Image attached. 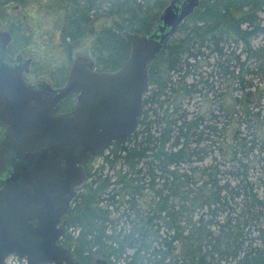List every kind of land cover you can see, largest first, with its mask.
Listing matches in <instances>:
<instances>
[{"label":"trees","instance_id":"obj_1","mask_svg":"<svg viewBox=\"0 0 264 264\" xmlns=\"http://www.w3.org/2000/svg\"><path fill=\"white\" fill-rule=\"evenodd\" d=\"M37 1L58 18L64 48L99 72L127 59L121 33L147 34L168 3ZM262 11L264 0H199L149 63L136 130L84 170L67 214L80 261L264 264V180L248 178L264 145V50L250 44ZM194 96L201 105L189 111ZM215 149L227 161L205 165Z\"/></svg>","mask_w":264,"mask_h":264},{"label":"water","instance_id":"obj_2","mask_svg":"<svg viewBox=\"0 0 264 264\" xmlns=\"http://www.w3.org/2000/svg\"><path fill=\"white\" fill-rule=\"evenodd\" d=\"M198 5L168 0L147 34L121 33L129 55L116 70L96 72L91 61L77 57L65 86L51 97L22 84L18 72L9 77L0 107V124L7 126L0 139V264L9 256L26 264H74L56 240L65 231L59 220L73 190L84 181L81 166L133 134L149 63ZM7 39L0 34V71L14 68L5 66L12 64L4 56ZM73 92L80 94L76 109L52 117Z\"/></svg>","mask_w":264,"mask_h":264},{"label":"flooded vegetation","instance_id":"obj_3","mask_svg":"<svg viewBox=\"0 0 264 264\" xmlns=\"http://www.w3.org/2000/svg\"><path fill=\"white\" fill-rule=\"evenodd\" d=\"M41 12H44V7L37 0H0V34H6L8 37L4 45V56L12 63L5 66L8 68L14 67L13 69L0 71L1 76H6V78L0 79V107H5L2 102V91L9 90V87H5V84L13 82L9 77L15 72L19 73L22 84L32 88L39 96L45 98L46 96H53L56 91L65 86L71 66L77 57H83L92 62L88 54L83 55L77 50L64 48L61 34L47 33L45 29L41 30L39 26ZM29 20H35L38 25L34 23L35 21H32L33 27ZM92 70L96 71L93 62ZM79 96V92H73L66 96L57 104L51 112V116L61 117L72 113L76 109ZM6 130L7 126L0 124V139ZM114 144L121 145L111 143L102 155L89 157L87 162L81 166L83 174L88 166L93 165L95 159L106 155L108 149ZM83 184L84 181L80 186L74 188L73 197L68 204V208L59 220V226L62 222L66 226L64 233L56 240V245L70 252L74 264H106L104 260L87 253L83 255L85 261H80L72 251V242L69 239L75 238L77 233H73V230L69 227L67 214L72 209L75 197ZM3 264H26V262L23 259L9 256ZM60 264L66 263L61 261Z\"/></svg>","mask_w":264,"mask_h":264},{"label":"rangeland","instance_id":"obj_4","mask_svg":"<svg viewBox=\"0 0 264 264\" xmlns=\"http://www.w3.org/2000/svg\"><path fill=\"white\" fill-rule=\"evenodd\" d=\"M258 17L261 19V25H264V12H259L258 13ZM58 18H56L54 15H47L44 12H41V16L39 18V22H40V27L41 30L45 29V31L47 33H52L54 32L55 28L58 26ZM33 20H29L30 24L34 27ZM57 21V22H56ZM36 23V21L34 22ZM37 24V23H36ZM38 25V24H37ZM46 33V34H47ZM250 44L253 48H257V47H261L264 50V33L263 34H258L257 36L251 38L250 40ZM248 78V77H247ZM256 80L254 79L253 82H255ZM262 103H264V98L262 100ZM201 105V99L197 98L196 96H194V98H192L191 101H189V103L187 104V108L189 111H196L197 107H200ZM239 131H243L244 134V128H239ZM242 136V135H241ZM264 142V138L262 140ZM258 142V140L255 141V143ZM257 147H260L259 143H256ZM221 150L223 151V146L221 148ZM257 154L258 153V159H260V161L258 163H256L255 165H253V167L251 169H249L248 171V178L250 181H255L256 185L257 183H259L260 181L257 180V178H260V180H264V145L261 148V151H254L253 154ZM212 155L213 156H217L216 160L218 161V163H222L225 162L227 160H221L219 157V153L218 151L215 149L213 151V154L209 155L205 160H204V164L208 165L212 159ZM250 159V158H248ZM102 158H97L93 161V166L92 169L98 167V165L101 164ZM225 167V166H224ZM119 168V165L117 164L116 167L114 168L115 170ZM103 174H107V175H111V172L107 169V167H104ZM259 188H256V192L257 194L262 197L263 194V190H261L260 186H258ZM114 216V215H111Z\"/></svg>","mask_w":264,"mask_h":264}]
</instances>
